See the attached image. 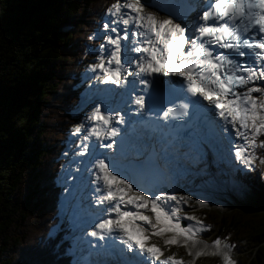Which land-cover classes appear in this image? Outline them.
Wrapping results in <instances>:
<instances>
[{
    "label": "snow or ice",
    "instance_id": "snow-or-ice-1",
    "mask_svg": "<svg viewBox=\"0 0 264 264\" xmlns=\"http://www.w3.org/2000/svg\"><path fill=\"white\" fill-rule=\"evenodd\" d=\"M149 7L166 15L161 17ZM193 10L194 18L188 15ZM105 17L103 32L98 29L88 37L102 35L103 42L92 50L98 54L87 69L92 73L90 84L95 80L106 87L97 89L100 99L85 117L87 124L82 121L71 127L70 135L78 139L68 141L69 147L75 143L79 150H72L69 171L57 182L64 190V202L74 199L78 190L91 192L101 216L80 221L79 231L83 236L87 227L86 237L104 243L92 245L87 239L82 243L92 245L89 254L100 249L109 259L81 257L75 264H185L175 254L163 256L150 237H160L165 246L178 244L182 238L186 249L189 243L196 249L188 252L193 259L217 256L222 264H236L229 255L234 245L219 237L211 241L214 250H206L207 245L197 248L198 236L208 226L190 215L183 219L195 224L181 226L178 215V205L191 197L177 199L157 187L155 179L147 187L134 183L129 172L147 170L162 177L159 163L129 159L123 140L118 157L113 138L122 134L120 125L139 124L142 130L160 126L169 129L165 135L173 137L171 145L175 146L177 138L170 126L179 120L188 128L179 138L180 146L188 150L186 156L200 161L207 151L218 155V146L226 141L237 172L247 176L256 171L257 164L264 166V0H176L163 7L146 6L143 0H113ZM129 111L136 119L128 117ZM152 115L155 125L140 118ZM97 142L99 149L111 150V155L98 152ZM167 173L175 178L172 168ZM259 178L264 180V171ZM172 201L175 204L169 210ZM195 204L207 206L202 199ZM61 244L57 241L54 249L59 250Z\"/></svg>",
    "mask_w": 264,
    "mask_h": 264
},
{
    "label": "trees",
    "instance_id": "trees-1",
    "mask_svg": "<svg viewBox=\"0 0 264 264\" xmlns=\"http://www.w3.org/2000/svg\"><path fill=\"white\" fill-rule=\"evenodd\" d=\"M112 2L0 0V264H75L91 256L77 248L89 237L70 235L67 215L82 192L62 207L57 180L72 159L64 155L70 129L90 111L81 100L94 86L87 65L101 38L88 37L103 31ZM262 171L257 164L254 173L234 175L249 190L245 209L206 204L194 211L208 226L204 235L234 245V256L241 252L237 264H264Z\"/></svg>",
    "mask_w": 264,
    "mask_h": 264
},
{
    "label": "rangeland",
    "instance_id": "rangeland-1",
    "mask_svg": "<svg viewBox=\"0 0 264 264\" xmlns=\"http://www.w3.org/2000/svg\"><path fill=\"white\" fill-rule=\"evenodd\" d=\"M87 75L86 77L89 78L92 76V73L89 74L88 76ZM93 82L95 83L94 87L87 88V90H85L82 96V101H81V104H84V103L90 104V109L91 107L94 106V102H99L100 97L97 92V89L98 88L102 89L106 87L105 85L97 84L95 80H93ZM87 92L88 94L92 93L93 96L94 95L95 96L92 99H89V97L88 96L86 97L85 95ZM93 99H96V100H93ZM88 112L89 111H86V112L84 111L83 121L86 124L87 122L85 121V117L87 116ZM113 124H115L114 121H113ZM88 126H91V125L88 124ZM75 139H78V136L74 137V140ZM73 149H75L76 151L79 150V148L75 145V143H72L71 147L68 150L70 155L72 154ZM217 164L216 163L211 164L208 161V158H207V161L206 160L198 161V163L195 164L194 166H193V163H191L189 168L184 169L183 172L180 173V177H177L174 179L172 183V187L170 188V191L168 193L175 194L177 196V199H179L180 197H191V199H189L187 203L182 202L181 204L178 205V207L181 209L178 215L182 218L181 220H185L184 226H187L189 224H193V225L195 224V221H189V220L183 219V217L185 215L194 216V211L197 206L195 204V201L197 199L204 200L208 206L215 205V206L223 207L224 205H227V206H235V207H241V208H243L244 202L248 200L249 190L246 189L244 186H242L239 183V181H237L236 178H234V173L237 172L236 168L234 167V165L236 164L234 156L231 157V160L229 158L227 162L219 163L221 167L223 166L220 169L217 167ZM68 170H69V167L66 171ZM221 174H224L228 178L229 185L226 188L222 187V189H219L217 188V185L218 183L220 184ZM83 176L87 177L88 173L84 172ZM68 183L70 184L69 181ZM213 186H215L216 191H213L212 189ZM89 187H91L90 184H89ZM85 198H86L87 203H85L84 201ZM76 199H77V203H79L78 208H77L78 210H73L72 212L68 213V215L73 218V221L70 223L71 225H73V226H70L72 228L70 235H75V232L79 230L80 221L90 220V219H93V217L101 216V213L98 211L99 206H97L95 203L93 204L91 203L92 202L91 192L85 190L80 195H78ZM61 204H62V207H65L63 198L61 200ZM174 204H175V201H172L169 203L170 207ZM145 214L151 215L150 212H146ZM96 222H98V220ZM166 235H171V234H166ZM64 237L67 238L66 235ZM179 239L181 240L180 243L171 245V246H165L163 243V240L160 237H150L149 242L154 243L157 246H159L162 249L163 256L175 254V256L183 260L185 264L188 263V261L191 262L192 264H213L209 260H206V258L217 260L218 264H222V261L217 256H203L202 255L200 257L193 259V257L190 256L188 252L189 250L194 252L196 249H193L190 243H189V248L186 249L183 245L182 238H179ZM89 240H92V238L89 237ZM94 240L96 241V243H93V245L97 243L101 244V241H98L95 238ZM198 240L201 243L197 245V248H204L205 245H207L206 250L208 251L214 250L211 245L212 239H210L208 235L203 236V234H200L198 236ZM77 248L86 251V254L90 256L88 252V249L92 248L90 247V245L85 246L82 243L80 245H77ZM95 250H99V249H94L91 253L93 254L94 252L96 256H99V259L90 256L89 260L103 261L104 259L106 260L109 259L108 257L103 258L102 254L100 255L97 254ZM238 254L240 255L241 252L235 253V256ZM229 255H230V258L233 261H235L237 264V260L235 259V256L232 255V252H230Z\"/></svg>",
    "mask_w": 264,
    "mask_h": 264
},
{
    "label": "bare ground",
    "instance_id": "bare-ground-1",
    "mask_svg": "<svg viewBox=\"0 0 264 264\" xmlns=\"http://www.w3.org/2000/svg\"><path fill=\"white\" fill-rule=\"evenodd\" d=\"M147 5H150V4H146V6H147ZM148 10H151V11L154 10V11H155V7H149ZM156 11H157V10H156ZM159 15H160V16H163L164 13L160 11V12H159ZM191 15H194V14H191ZM87 76H88V75H87ZM88 81H89V79H88ZM81 101H82V100H81ZM82 105H83V104H82ZM132 107H134V106H132ZM129 112H130V111H129ZM130 114H132V113L130 112ZM128 117H129V113H128ZM137 151H138V150H137ZM224 153L228 155V154H229L228 149L225 148L224 151H223L221 154H219V157H217V160H216V161H220V160H221L222 163L226 162V159H225V157H224V155H223ZM231 157H232V156H230V154H229V157H228V158H230V160H231ZM217 167H218L219 169L222 168L221 165H219V164H217ZM227 179H228V178H227ZM170 180L173 181L174 179H171V178H170ZM217 188L222 189V186L218 183ZM212 189H213V191H216L215 186H213ZM84 201H85V203H87L86 198L84 199ZM91 203H92V202H91ZM91 203H90V204H91ZM169 203H170V202H169ZM92 204H93V203H92ZM170 208H171V207H170V205H169V210H170ZM93 213H94V212H93ZM67 215H68V214H67ZM64 216H66L65 213H64ZM69 217H70V216H69ZM71 219H72V218H69V220H68V221H69V224L73 221V220H71ZM70 225H71V224H70ZM71 226H73V225H71ZM86 228H87V227H86ZM218 229H219V228H218ZM85 231H86V230H85ZM84 235H86V234H84ZM84 239H85V238H84ZM85 253H86V251H85Z\"/></svg>",
    "mask_w": 264,
    "mask_h": 264
},
{
    "label": "water",
    "instance_id": "water-1",
    "mask_svg": "<svg viewBox=\"0 0 264 264\" xmlns=\"http://www.w3.org/2000/svg\"><path fill=\"white\" fill-rule=\"evenodd\" d=\"M181 225L184 226L185 225V222L184 221H181Z\"/></svg>",
    "mask_w": 264,
    "mask_h": 264
}]
</instances>
